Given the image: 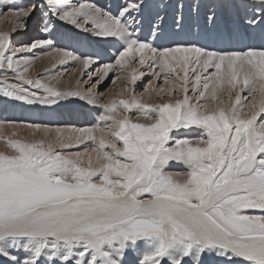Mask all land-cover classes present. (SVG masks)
I'll use <instances>...</instances> for the list:
<instances>
[{
    "label": "snow or ice",
    "instance_id": "obj_1",
    "mask_svg": "<svg viewBox=\"0 0 264 264\" xmlns=\"http://www.w3.org/2000/svg\"><path fill=\"white\" fill-rule=\"evenodd\" d=\"M6 7L0 17L9 15L13 27L0 32V69L6 65L19 82L0 81V95L43 105L77 97L102 112L92 126L57 127L54 137L46 125L13 123L8 134L0 124L8 149L0 151V264H128L132 254L131 264H264V0L252 5L259 16L253 11L243 24L195 40L174 38L182 17L174 36L157 23L152 41L141 38L145 0H125L115 13L69 0ZM37 13L48 17L45 32L55 18L122 42L93 87L118 69L127 91L145 75L136 65L156 81L163 74L168 87H151L157 102L148 103L135 87L128 98L105 99L92 88L62 91L27 78L14 58L38 48L83 69L96 63L52 39L12 47V33ZM207 20L216 27L215 13ZM192 129L198 134L188 135ZM172 162L185 170L169 171Z\"/></svg>",
    "mask_w": 264,
    "mask_h": 264
},
{
    "label": "rangeland",
    "instance_id": "obj_2",
    "mask_svg": "<svg viewBox=\"0 0 264 264\" xmlns=\"http://www.w3.org/2000/svg\"><path fill=\"white\" fill-rule=\"evenodd\" d=\"M82 1L83 3L94 4L96 6L103 7L105 9H110V7H113V4L112 5L110 3L108 4V2L105 0H69L71 4L82 3ZM124 1L125 0H121V2H124ZM182 1L184 5L186 4L188 6L187 7L185 5V7H187L185 11L188 10L190 6L197 4V7L195 10H198V11H200L201 9L202 11L204 10L202 14L206 18L208 16L213 15V12H214L219 20L217 21V24L218 25L222 24L221 26L217 25V27H215L216 28L215 30V28H212V26L206 19L205 21L207 22L205 21L203 22V26H204L203 28L205 29L204 32L202 31L203 35L205 34L213 35L217 31L221 30L224 26H229V24L231 26L235 22L243 24L244 21L246 20L244 17L245 15L243 14L242 11L237 12L236 15H234L235 14L234 13L232 16L233 19L229 18L228 20V18L225 17V15L223 14H225L229 9L227 10L225 7V9L221 11L218 8L220 7V3L222 2V1L220 2V0L219 1L217 0L216 3H215L216 0H185V1L182 0ZM196 1H199L200 3ZM226 1L228 2L226 4L227 8L231 7L232 5L238 8H241L243 5H244L243 7L247 6V4L248 6L250 5L249 10L252 13H249L248 18L252 16L253 10H254L252 5H254V3H250L249 0H247L248 2H246V0H226ZM31 2L42 4L44 0H1L0 9L7 11L6 6L8 5H11V4L24 5V4H28ZM165 3L166 1L163 0V5ZM178 3L175 5V7L177 8L171 7V10H170V14L172 18H174V21L181 16L180 9L178 8L179 7ZM222 3L225 4V0H223ZM216 4H218V6ZM112 11L115 13L118 10L116 11L112 9ZM160 11L162 13L159 17L165 14L162 10ZM209 11H213L212 14L208 13ZM184 13H183V16H184ZM220 14H222L223 16ZM256 14L257 16H259V13H256ZM231 19H232V22H231ZM52 20L56 24V27L53 30H50L49 32L41 34V31H40L41 27L45 26V24L48 23V17H44L43 19H41L40 13H37L36 16L28 20L27 28L25 30L12 33V39H11L12 47L19 48L24 45L30 44L36 39H52L54 41V45L55 46L58 45L56 46L57 48L73 52L75 55H78V56L92 55L93 58L96 60V63L92 64L88 69H83V66L80 65L79 62L72 61L70 59L64 60V62L61 63L60 62L61 55L54 54V51L52 50V48H47V47L38 48V49L32 50L31 52H25L22 54H18V56L14 58V59H18L21 61V66L18 69V71L23 72V69L25 67L28 68V72L25 74L27 75V78L40 79L43 83L51 84L52 86L57 87L62 91L67 90L66 87H69L72 85L73 86L76 85L77 89L81 91H87L89 88H92L94 92L103 93L105 99L112 98V97L120 98L121 96H123L124 98H128L132 94L131 89L135 87L136 95L138 97H141V96L149 97V99L146 101L148 103L157 102L155 93L151 92V87H155L157 84L162 85L164 87H168V85L163 84V74L161 76V79L159 81H156L152 78V75L150 72H148L147 68H141V66L139 65H136V67L144 71L145 75L139 78L134 86L129 85L127 91L124 90L123 75L118 69H115L113 72L109 73L108 77H106L103 81H101L99 85H97L96 87H93V81L97 78L96 73L98 69H101L104 63H114L115 56L117 54V51L120 50V46L122 42L114 38H108V39L97 38L88 33H84L81 30L75 29L71 25L62 26L64 25V23L56 22L55 18H52ZM158 22H151L153 24L151 25L150 23V26H149V23H146L145 26L146 27L148 26L147 28L145 26L140 27L144 29V31L146 30V34H144L143 36L142 35H139V36L141 38H147L149 41H152L153 40L152 29L153 27H155V25ZM12 27H13L12 18L9 15H4L0 17V32H11ZM161 28L164 30V33L166 36H174L175 31L168 32V33L165 32L167 25H165L164 22L161 24ZM141 33L143 34L144 32L142 31ZM194 35L195 33L192 34L191 36L195 38L196 36ZM177 37L179 39L185 38V37H180V34ZM177 37L174 36V38H177ZM64 40H66V43ZM220 47H226V45L225 46L220 45ZM44 53H48V55H45ZM52 55H56V56H52ZM44 57H46L45 58L46 60L45 59L43 60L46 62V64H48L46 66L47 68L38 70L37 72L31 71V65L34 63H37L39 58H44ZM24 59L29 60L30 64L28 65L24 64L23 63ZM209 71L211 72L213 70L210 69ZM43 72L50 73L48 74L49 75L48 78H46L47 80L44 79L47 74H44ZM90 75L92 79H89ZM117 76H120V78H117ZM4 79H7L9 84L19 82V80L16 77V74L13 73L11 70H8L6 65L4 69H0V81H3ZM114 79H115V83L112 82ZM150 81L152 82L150 86V91L145 92L144 89L146 86H149ZM3 86L4 85L0 84V87H3ZM27 87H29L31 91H38L40 94H43L42 90L34 89L31 86H27ZM75 98L77 97H73V98L69 97L67 99L57 102L56 104L43 105L40 103L29 104L26 101L17 100L15 98L4 97L3 95H0V124H3L5 126V132L8 134H10L14 130L13 127H11L13 123L46 125L49 128L53 129L52 135L54 137L55 129L57 127L62 128V129L68 128V127H73V128L90 127L93 124L97 123L98 117L101 114L102 109L94 105L89 106L86 101L83 102V100H79L78 98L77 99ZM74 99L76 101H74ZM83 103H86V104H83ZM16 130L19 132V135L21 138L23 137H27L29 139L32 138L31 132L29 130L27 129H16ZM198 132H199L198 129H192V130H189L187 134L196 135L198 134ZM41 135H43L42 130L41 132L36 133L37 138H39ZM13 138L15 139L17 137H13ZM57 150L59 151V149ZM0 151H8L3 141H0ZM66 151L68 152L83 151V145L79 147L67 149ZM168 170L169 171H183L185 170V167L180 163L172 162L170 163ZM144 197H141V198L142 199L148 198L147 196H144ZM254 214H260V213L256 212ZM128 257H126V260L127 259L133 260L131 257L130 258ZM129 260L127 261L131 262V260L130 261Z\"/></svg>",
    "mask_w": 264,
    "mask_h": 264
},
{
    "label": "bare ground",
    "instance_id": "obj_3",
    "mask_svg": "<svg viewBox=\"0 0 264 264\" xmlns=\"http://www.w3.org/2000/svg\"><path fill=\"white\" fill-rule=\"evenodd\" d=\"M1 1V0H0ZM105 1H107L108 2V4L110 3L111 5L113 4V7H110V9L112 8V9H114V10H118L119 9V7H120V5H122L124 2H121V0H105ZM166 1V3L163 5V0H145V4H146V7L144 8V10H143V12H142V14H141V19H142V24L140 25V27H142V26H145V24L146 23H149V26H150V23L151 22H158V21H160V20H158L157 19V17H159L160 15H161V11L160 10H162L165 14L163 15V16H161L163 19H162V21H160V22H158L159 24H160V27H161V24L164 22V24L165 25H167V28L165 29V32L166 33H168V32H172V31H175V24H174V18H172V16H171V14H170V10H171V7L173 8H177V7H175V5L178 3L179 4V9H180V14H181V16L180 17H182L183 19H182V23H183V31L182 32H180L179 34H180V37H185V38H190V39H199L201 36H203V33H202V31L204 32L205 31V29L203 28L204 26H203V22L207 19L205 16H203V14H202V12L204 11H202V9L200 10V11H198V10H195L196 9V7H197V4H195V5H193V6H190L189 7V9L188 10H186L185 11V9H187V7H185V5H184V3H183V1L182 0H165ZM185 1V0H184ZM219 1V0H218ZM223 2V0H220V2ZM79 2H81V1H79ZM196 2H199V1H196ZM195 2V3H196ZM217 2V0L215 1V3ZM219 2V3H220ZM220 3V7H218L221 11H223L224 9H225V7H226V9L228 10L225 14H223V15H225V17H227L228 18V20H229V18H232V16H233V14L234 15H236L237 14V12H243V14L245 15L244 17H245V19H248V17H249V13H252L250 10H249V7H250V5L248 6V4H247V6H245V7H241V8H238V7H236V6H234V5H232L231 7H229V8H227V6H226V4L228 3L226 0H225V4H223V3ZM246 2H248L247 0H246ZM249 2L250 3H254V4H256V3H258V0H249ZM82 3H83V1H82ZM200 3V2H199ZM245 3V2H244ZM86 4V3H85ZM88 4V3H87ZM212 4H213V2H212ZM211 4V5H212ZM240 4V3H239ZM217 6H218V4H216ZM230 5V4H229ZM178 6V5H177ZM111 9V10H112ZM218 9V10H219ZM254 9V8H253ZM219 10V11H220ZM258 10L259 9H254L253 11H255L256 13H259L258 12ZM215 11V10H214ZM185 12V13H184ZM212 12L213 11H209L208 13H211L212 14ZM183 13H184V16H183ZM205 13V12H204ZM214 13V12H213ZM202 14V15H201ZM260 14V13H259ZM220 15H222V14H220ZM222 15V16H223ZM241 15V14H240ZM222 16H220V17H222ZM227 18H225V19H227ZM154 19V20H153ZM223 19V18H222ZM233 19V18H232ZM232 19H231V22H232ZM243 19V18H242ZM221 20V19H220ZM219 21V20H218ZM205 22H207V21H205ZM209 22V21H208ZM230 22V23H231ZM61 23V22H60ZM64 23V22H63ZM62 23V24H63ZM221 23V22H220ZM235 23H238V22H235ZM59 24V23H58ZM153 23H151V25H152ZM218 25V24H217ZM217 25H216V27H217ZM222 25V24H221ZM221 25H218V26H221ZM62 26H69V25H66L65 23H64V25H62ZM61 26V27H62ZM154 26V25H153ZM229 26H230V24H229ZM146 27V26H145ZM148 27V26H147ZM146 27V28H147ZM225 27V26H224ZM68 28V27H67ZM144 28V27H143ZM154 28V27H153ZM213 28V27H212ZM220 28V27H219ZM149 30V29H148ZM151 30V29H150ZM153 30V29H152ZM215 30H216V28H215ZM218 30V29H217ZM41 34L42 33H46L45 31H44V26H42L41 27ZM144 32L143 34L141 33V32ZM164 31V30H163ZM139 34L138 35H144V34H146V30L144 31V29H142V28H140L139 29ZM148 32H150V31H148ZM195 33V35L194 36H196L195 38L193 37V36H191L192 34H194ZM149 34V33H148ZM170 34V33H169ZM254 36H259L260 35V28L258 27V28H256L255 29V31H254V33H252ZM171 35V34H170ZM173 35V34H172ZM214 35V34H213ZM83 36V35H82ZM148 36V35H147ZM190 36V37H189ZM177 37V36H176ZM76 38V37H75ZM108 39V38H107ZM176 39H179L178 37L176 38ZM181 39V38H180ZM151 40V39H150ZM65 41V43H66V40H64ZM56 46H58V45H56ZM55 45H54V47L55 48H57ZM225 46V45H224ZM60 47V46H59ZM94 47H96V46H94ZM226 47H227V45H226ZM65 48V47H64ZM95 49V48H94ZM51 53V52H50ZM54 54H56V55H60L59 53H55L54 52ZM50 55V54H49ZM56 55H52V56H56ZM60 57V56H59ZM46 57H44V58H39V60H38V62L37 63H34V64H32L31 65V71H35V72H37L38 70H42V69H44V68H47L46 66L48 65V64H46V62L43 60V59H45ZM58 58V57H57ZM46 60V59H45ZM80 64V63H79ZM81 65V64H80ZM46 70V69H45ZM44 73V72H43ZM44 74H47L46 76H45V78L44 79H46V78H48V74H50V73H48V72H46V73H44ZM27 76V75H26ZM47 80V79H46ZM62 88V87H61ZM67 88V90H76L77 89V86L75 85V86H69V87H66ZM73 98V97H72ZM75 99H77V98H75ZM74 99V101H76ZM79 99V98H78ZM80 100V99H79ZM80 102V101H79ZM84 102V101H83ZM77 104V103H76ZM83 104H86V103H83ZM89 105V104H88ZM87 105V106H88ZM90 106V105H89ZM87 108V107H86ZM88 109V108H87ZM86 109V110H87ZM84 115V114H83ZM82 118V117H81ZM80 118V119H81ZM84 121V120H83ZM22 122H24V121H22ZM76 123V122H75ZM82 125V124H81ZM12 127V126H11ZM78 127V126H77ZM10 128V127H9ZM43 131V130H42ZM145 198V197H144ZM134 258V254H132V255H129V257L128 258ZM127 260H129V259H127ZM131 260V259H130ZM129 260V261H130ZM131 262H132V260H131ZM131 262H128V264H131Z\"/></svg>",
    "mask_w": 264,
    "mask_h": 264
}]
</instances>
